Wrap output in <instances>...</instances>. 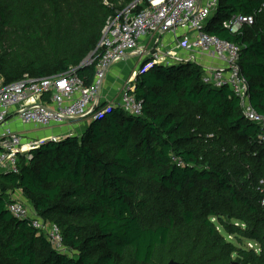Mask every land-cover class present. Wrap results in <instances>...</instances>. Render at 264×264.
Instances as JSON below:
<instances>
[{
	"label": "trees",
	"instance_id": "trees-1",
	"mask_svg": "<svg viewBox=\"0 0 264 264\" xmlns=\"http://www.w3.org/2000/svg\"><path fill=\"white\" fill-rule=\"evenodd\" d=\"M135 1L0 0L4 82L79 67L90 84L95 66L82 62L96 58L109 18ZM263 2L220 0L206 31L241 45L250 100L264 115V10L239 33L223 26ZM203 73L189 62L142 70V116L112 106L81 136L44 141L20 174L1 175L0 264H264V127ZM16 189L59 227L67 251L6 208Z\"/></svg>",
	"mask_w": 264,
	"mask_h": 264
},
{
	"label": "built area",
	"instance_id": "built-area-1",
	"mask_svg": "<svg viewBox=\"0 0 264 264\" xmlns=\"http://www.w3.org/2000/svg\"><path fill=\"white\" fill-rule=\"evenodd\" d=\"M143 1L137 0L117 16L109 18L96 58L91 54L81 64L95 66L94 79L90 84L78 74L79 67L61 75L38 79L26 74L9 84L0 75V176L20 174L22 158L30 160L32 151L47 139H61L51 136L27 141L24 133L11 126L12 121L44 130L61 128L80 118L97 119L112 106L121 107L134 116H142L143 101L136 95L135 81L125 86L118 104L107 103L102 109L100 105L97 108L101 89L109 70L132 55L147 56L145 69L154 64H171L173 59L176 62H195L193 54L182 58L176 50H164L160 37L169 32H181L183 38L176 40L177 48L216 57L221 65L206 69L203 82L214 88L228 86L239 99L245 118L264 127V115L251 103L249 82L241 69V45L206 31L207 22L220 0H145L146 4L140 8ZM263 10L264 2L254 14L232 15L223 22V26L233 34L239 33L244 26L254 24L257 14ZM144 38L149 39L148 45L141 43ZM152 41L155 46L151 51L149 43ZM259 140L264 144V134L259 135ZM178 162L182 164V161ZM7 194L6 208L14 217L30 218L32 226L45 233L56 250L67 251L59 227L39 217L25 201L21 189Z\"/></svg>",
	"mask_w": 264,
	"mask_h": 264
},
{
	"label": "crops",
	"instance_id": "crops-1",
	"mask_svg": "<svg viewBox=\"0 0 264 264\" xmlns=\"http://www.w3.org/2000/svg\"><path fill=\"white\" fill-rule=\"evenodd\" d=\"M183 37L181 36V32L177 31V32H169L167 34H164L163 36L160 37L161 42H163L164 44V50H176L179 54L180 57L182 58H187L189 56H191L192 54L195 56V62H189V63H195L197 65H200L203 67V70L206 71V69H208L209 67H215L218 65H221V62L214 56L212 55H200L198 52H189L186 51L185 49L182 48H177V39H182ZM149 39L148 38H144L142 40V44L148 45ZM154 46L155 43L152 41L151 43H149V50H154ZM134 56L136 55H132L129 58H126L118 63H116L107 73L106 77L108 76L109 81L107 80V82H105L106 84V91L104 92V94H102V89H101V93L100 96L102 95V98L104 96V100L108 101V100H113L116 96V93H118L120 91V87L123 85V81L124 79H128L129 78V74H125L123 73V70H127L130 71V68H126L127 63H131L133 64L134 60L132 59ZM141 59H145L148 60L147 56L143 55V57H140ZM144 60V61H145ZM179 62V61H177ZM174 59L172 60L171 63H177ZM146 63V61L142 64V68H144V64ZM142 68L140 70H132L131 74H132V78H134L132 81L136 80L137 75L142 71ZM148 69V68H147ZM145 70V68L143 69ZM113 82V83H112ZM11 126H13L17 131L24 133L25 136V140H31V139H40V138H44L42 136L47 137L45 134L51 133L52 131L51 129H40V128H35L32 125H24L18 121H12L10 122ZM74 124V123H73ZM68 127H72L71 124L66 126V127H61V128H53L56 130L59 129H68ZM52 129V130H53ZM60 135V133H58ZM68 135V134H66ZM49 137V136H48Z\"/></svg>",
	"mask_w": 264,
	"mask_h": 264
},
{
	"label": "rangeland",
	"instance_id": "rangeland-1",
	"mask_svg": "<svg viewBox=\"0 0 264 264\" xmlns=\"http://www.w3.org/2000/svg\"><path fill=\"white\" fill-rule=\"evenodd\" d=\"M141 56L140 55H136L134 56L132 59L134 60L133 64L131 63H127L125 64L126 65V68H130V71L127 70H123V73L124 75L125 74H129V78L128 79H124L122 80L123 81V85L120 87V91L118 93H116V97L113 99V100H108V101H105L103 98H102V95L100 96V99L98 101V104H97V108L98 106L100 105H103L104 103H114V104H118L121 100V96H122V92H123V89L125 88V86L131 82L134 78H132V74H131V71L133 70H140L142 68V64L145 62L144 60L145 59H141L140 58ZM90 61H88L87 63H89ZM107 80L109 81L108 79V76L105 78L104 80V83H103V86H102V94H104V92L107 90L106 89V84L105 82H107ZM113 83V82H112ZM100 108V107H99ZM90 123V120H88V118H80L78 120H76L74 122V124H71L72 127H68V129H59V130H56V129H51L52 131V134L51 133H48V134H45L47 137H51V136H56V137H60V138H64L66 136H71V135H78V136H81L83 134V132L85 131L86 127L88 126V124ZM60 133V135L58 134ZM68 134V135H66ZM42 137H45V136H42ZM47 137H45L47 139ZM25 199V198H24ZM228 240H231V241H234L236 243V239L234 236H227ZM244 246L250 248L252 247L253 245H255L253 242H250V241H247L245 243H243ZM256 246V245H255Z\"/></svg>",
	"mask_w": 264,
	"mask_h": 264
},
{
	"label": "water",
	"instance_id": "water-1",
	"mask_svg": "<svg viewBox=\"0 0 264 264\" xmlns=\"http://www.w3.org/2000/svg\"><path fill=\"white\" fill-rule=\"evenodd\" d=\"M168 264H183V263H179V262H176V261H170Z\"/></svg>",
	"mask_w": 264,
	"mask_h": 264
}]
</instances>
